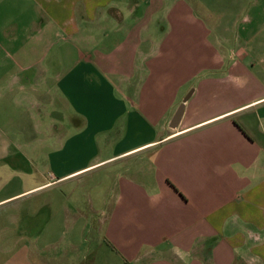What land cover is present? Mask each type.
I'll use <instances>...</instances> for the list:
<instances>
[{"label": "crops", "instance_id": "0c3cea01", "mask_svg": "<svg viewBox=\"0 0 264 264\" xmlns=\"http://www.w3.org/2000/svg\"><path fill=\"white\" fill-rule=\"evenodd\" d=\"M0 264H264V0H0Z\"/></svg>", "mask_w": 264, "mask_h": 264}, {"label": "water", "instance_id": "95a60500", "mask_svg": "<svg viewBox=\"0 0 264 264\" xmlns=\"http://www.w3.org/2000/svg\"><path fill=\"white\" fill-rule=\"evenodd\" d=\"M192 92H189L184 98L183 101L181 102V104L179 105L178 109L176 110L171 122H170V127L172 128H176L181 117L182 114L184 112V106H185V102L189 99L190 95Z\"/></svg>", "mask_w": 264, "mask_h": 264}, {"label": "rangeland", "instance_id": "374dc122", "mask_svg": "<svg viewBox=\"0 0 264 264\" xmlns=\"http://www.w3.org/2000/svg\"><path fill=\"white\" fill-rule=\"evenodd\" d=\"M111 187H112V185H111ZM103 202V201H102Z\"/></svg>", "mask_w": 264, "mask_h": 264}]
</instances>
